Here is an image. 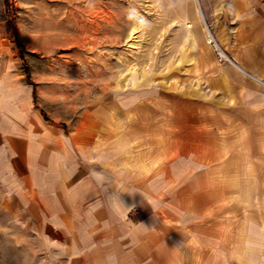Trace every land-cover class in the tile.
I'll use <instances>...</instances> for the list:
<instances>
[{
	"label": "crops",
	"instance_id": "obj_1",
	"mask_svg": "<svg viewBox=\"0 0 264 264\" xmlns=\"http://www.w3.org/2000/svg\"><path fill=\"white\" fill-rule=\"evenodd\" d=\"M227 58L192 85L114 92L80 125L46 121L4 78L0 219L31 264H264V0H226ZM11 83V84H10Z\"/></svg>",
	"mask_w": 264,
	"mask_h": 264
},
{
	"label": "rangeland",
	"instance_id": "obj_2",
	"mask_svg": "<svg viewBox=\"0 0 264 264\" xmlns=\"http://www.w3.org/2000/svg\"><path fill=\"white\" fill-rule=\"evenodd\" d=\"M226 0H0L4 78L29 87L32 108L64 132L111 106L114 92L192 85L196 55L202 69L217 60L211 12ZM212 38V36H211ZM11 84V83H10ZM11 220L0 219L4 230ZM0 233V243L10 234ZM0 264H31L24 251L0 252Z\"/></svg>",
	"mask_w": 264,
	"mask_h": 264
},
{
	"label": "built area",
	"instance_id": "obj_3",
	"mask_svg": "<svg viewBox=\"0 0 264 264\" xmlns=\"http://www.w3.org/2000/svg\"><path fill=\"white\" fill-rule=\"evenodd\" d=\"M214 49L216 51L217 60L219 62H221V61H223V60H225L227 58L226 54L224 53V51L221 49V47L218 44L214 45Z\"/></svg>",
	"mask_w": 264,
	"mask_h": 264
},
{
	"label": "bare ground",
	"instance_id": "obj_4",
	"mask_svg": "<svg viewBox=\"0 0 264 264\" xmlns=\"http://www.w3.org/2000/svg\"><path fill=\"white\" fill-rule=\"evenodd\" d=\"M205 31H206V34H207V36H208V39H209L210 41H212L211 35L209 34L207 28H205ZM214 45H217V44H214Z\"/></svg>",
	"mask_w": 264,
	"mask_h": 264
}]
</instances>
